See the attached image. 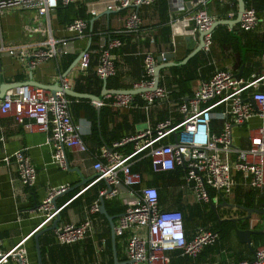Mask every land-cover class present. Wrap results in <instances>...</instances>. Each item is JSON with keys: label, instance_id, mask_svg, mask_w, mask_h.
Here are the masks:
<instances>
[{"label": "built area", "instance_id": "built-area-1", "mask_svg": "<svg viewBox=\"0 0 264 264\" xmlns=\"http://www.w3.org/2000/svg\"><path fill=\"white\" fill-rule=\"evenodd\" d=\"M74 1L76 0H0V13L11 8L33 9L37 15L46 17L49 10L57 5ZM151 1L111 0L105 7H128L120 31L130 32L140 24L135 7ZM209 1L193 0L192 13L184 17L186 21L192 22V32L205 31L201 50L206 57L205 64L212 65L208 78L201 79L197 76L190 94L180 102L170 99L166 88L161 84L153 89L139 91L142 103L138 105L133 101L134 93L108 92L103 95L98 105L105 103L112 109L139 106L144 109L145 114L154 103L167 104V116L133 134L111 141L109 146H99L91 163L94 177L79 192L97 182H101L102 187L98 190L97 198L86 206L85 216L81 221L58 223L53 230V242L56 245L70 246L91 236L92 216L98 213L99 196L103 199L114 198L123 206L112 230L114 236L122 238L124 257L125 260H130L129 264H170L172 253L193 260L204 247L214 244L217 239L216 231L207 226L195 225L187 233L182 212L178 209H163L158 202L157 188L141 185V174L130 169L131 161L137 155L147 156L150 168L155 172L172 171L177 166L181 167L183 173L179 176L178 190H189L197 202H208L207 189H214L222 199H229L236 187L257 192L254 201L259 196L264 198V68L247 77H235L231 70L220 68L211 61L208 53L212 37L211 30L207 29L215 18L208 11ZM89 11L94 13L93 9ZM234 13L230 9L227 16H234ZM256 20L254 7L244 6L236 25L242 31L250 30ZM89 24L90 21L86 18L77 16L65 24L64 29L68 32L66 37L53 38L48 35L40 41L16 44H3L0 41V56H13L33 66L41 59L74 53V40L84 38ZM121 44L118 36L97 33L92 46L81 49L82 52L72 67L74 73L85 74L87 69H91L98 79L113 75L114 49ZM140 59V76L131 88L149 87L152 84L154 54L145 49ZM260 60L264 65V45ZM58 78L61 86L70 87L71 82L65 75ZM70 103L71 99L62 91L52 93L49 89L32 84L18 85L7 89L0 98V113H11L13 119L27 130L44 131L46 142L50 144L52 162L63 169L66 150H86L81 137L83 130L72 117ZM251 117H255V122H249ZM234 129L244 131L245 134L235 137ZM4 140L5 135L0 131V144ZM127 141H134L133 148L130 152L123 153L118 147ZM0 163L14 167L15 179L21 186H33L36 170L25 148L2 155ZM66 188L67 186L50 188L40 201L36 208L42 215L39 226L50 223L54 218L60 208L54 210L50 200L54 194ZM260 210L263 211L264 235V206ZM255 221L254 218H248V228L251 229ZM25 239L26 237L20 239L6 251H0V264H6L9 260L16 264H31L26 258ZM69 264H101V261L95 258ZM225 264H264V240L254 248L250 260L229 261Z\"/></svg>", "mask_w": 264, "mask_h": 264}, {"label": "crops", "instance_id": "crops-1", "mask_svg": "<svg viewBox=\"0 0 264 264\" xmlns=\"http://www.w3.org/2000/svg\"><path fill=\"white\" fill-rule=\"evenodd\" d=\"M110 2L111 0H76L68 3L66 9L55 7L49 10L46 17L37 15L33 9L11 8L4 10L0 13V41L3 44H16L40 41L47 38L48 35L53 38L66 37L68 32L64 29V26L67 23V19L71 16L83 17L90 21L88 30L92 27L96 35L97 33L108 35L109 32L120 31L124 16L129 9L128 7L108 9L105 6ZM166 2L167 18L164 22L159 21L158 3L156 0L147 4L142 3L135 7L140 17V24L134 31L120 32L122 44L119 48L114 49L115 73L107 77L109 88H131L132 84L140 76V57L145 49L150 50L154 54V59L158 53L164 51H172L173 59H179L197 43V31L192 32L190 29L192 22L186 21L184 18L192 13L194 9L193 0H166ZM232 5L233 2L210 0L208 2V11L213 13L215 19L233 18L234 16H227V11L233 9ZM90 9L94 10L93 14L90 13ZM63 10L66 12L65 14ZM165 24L169 27L167 34L161 29ZM225 26L227 29L231 27ZM235 28L237 27L235 26ZM238 35L241 45L240 63L237 62V53L231 50L227 44L219 47L213 40L212 44L214 43L215 46L211 44L208 53L209 58L216 66L229 69L233 73L239 70L243 58L240 76L245 71L248 74L261 72L264 65L260 60V53L259 55H253L248 47L256 39L258 40L256 44L259 47L261 45L260 39L264 40V9L257 15L255 25L250 30H240ZM88 38L85 32L84 38L74 40L76 53L85 46ZM205 58L203 56V64L197 69V76L201 79H207L212 68V65L205 64L207 63ZM169 67L160 69L157 84L163 85L167 90L168 97L176 100L170 94V91L175 89L176 85L174 82L175 76L172 75ZM201 67L202 70L199 71ZM61 73L59 56L41 59L33 66H30L27 61H19L18 58L13 56H0V84L2 82L23 80L51 84L59 80L58 77ZM82 75L96 77L91 69H87L85 74L77 75L71 68L65 74L71 82L70 88L74 89L76 84L82 83L80 81ZM99 81L101 87L102 79H99ZM196 81L197 78H194L189 82V89ZM97 84H95L94 88H89L95 89ZM133 101L137 105L142 103L138 92L134 93ZM102 105L106 106L108 111L106 120H104L105 125H107L104 134L107 141L119 139L133 134L147 125H153L155 120L167 116L168 107L167 104L154 103L145 114L144 109L139 106L112 109L105 103ZM133 116L135 119H133ZM72 117L83 130L81 137L85 143L86 150L84 152L66 150V161L70 168H77L82 177L88 178L93 176L91 163L99 146L89 135V122L81 114ZM175 118H178L176 114ZM252 120H256L255 117H251L249 122L251 123ZM0 131L5 135L4 143L0 144V157L4 154H10L16 149L25 148V152L36 170L33 186L25 188L15 179L16 171L14 167L12 165L3 166L0 163V251L8 250L13 244L26 237L24 246L27 261L31 264H37L32 233L37 228H43L50 223L39 226L42 221V215L36 208L50 188L71 186L78 181V176L74 171L59 168L52 162L50 144L46 142V133L44 131L23 128L22 125L13 119L11 113H0ZM98 135L100 134L98 133ZM133 144L134 141H132L128 151L123 147L119 150L123 153L130 152ZM100 146H102V143H100ZM140 174L141 185H153L157 190L161 188V183L156 178L157 172L150 169L148 172ZM179 178V176L175 178L178 182L173 180L177 183V187L180 184ZM172 186L174 185L170 183L165 185L167 191H170V196L167 195L165 199L160 197V191H158V202L163 209H182V213L186 214V207L198 204L205 212L206 209L201 204H208V202L202 203L195 200L190 202L188 197H193V195L189 190H177L176 192L171 188ZM99 188H101L100 183L97 182L81 192H79L80 188L78 187L56 197L54 204L55 207L60 208L58 210L59 223H77L81 221L85 216V209L88 203L98 196ZM237 188L239 187L234 189L230 197L232 200L234 199L233 202L229 201L230 198L226 202L236 204L234 201L238 200V197H236ZM216 197L212 198V202L220 203L221 199L218 202ZM224 207L226 206H218L216 208L221 209ZM59 212L61 213L60 215ZM252 214H250L249 218H254L256 221L253 223L251 230L263 232L262 215H256H260L261 220H259L260 217L252 216ZM235 217L238 216H233L232 218ZM195 225L199 224L195 221L189 224L185 223L184 229L189 233ZM244 228H248L247 221ZM251 235L249 246L238 242L235 235L217 238L213 245L204 247L193 260L185 256H179L176 253L170 254V264H225L229 261L250 260L254 250L251 249ZM49 240L52 242L50 244L48 242L45 245L46 241ZM37 241L39 250L40 244L44 246V253L41 254L40 251L41 264H69L72 262L90 261L95 258L100 259L101 264H106L108 259L106 244L107 242L110 244V229L107 221L104 222L101 217L94 214L92 216V234L89 238L70 246H59L53 242V231L50 230L40 234ZM122 241V238H117L116 240L119 253L121 257H124ZM6 264L16 263L9 260Z\"/></svg>", "mask_w": 264, "mask_h": 264}, {"label": "trees", "instance_id": "trees-1", "mask_svg": "<svg viewBox=\"0 0 264 264\" xmlns=\"http://www.w3.org/2000/svg\"><path fill=\"white\" fill-rule=\"evenodd\" d=\"M153 1V0H152ZM158 3V17H159V21L160 22H164L166 20V16H167V2L166 0H156ZM244 1V6H252L254 7L256 14L258 15L261 10L264 9V0H243ZM235 3L236 0H233V5L232 8H235ZM67 5V4H66ZM66 5L64 6L63 4H59L56 6V8H65L66 9ZM63 13L65 14L66 12L63 10ZM74 17L71 16L70 18L67 19V22H69L71 19H73ZM235 26L237 27L236 23L233 24L229 29H227V27L223 24H218L216 25L213 30L211 31V37L212 40L220 47L224 44H227L229 46V48L231 50H233L234 52L237 53V62L240 63V42H239V32L240 29L235 28ZM162 31L165 32L166 34L169 31V27L167 24L163 25L161 27ZM121 31L117 30L116 32H109L108 35L109 36H118L119 38H121ZM86 34L88 35V37L90 38V43L88 47L92 46V43L96 37L95 32L93 31V28L91 27L88 30V26L86 28ZM258 38V37H257ZM258 40L256 39L251 45H249L250 47H248L249 50H251V53L253 55H259V53L262 51L263 49V45H264V40L260 39L259 42H261V45L256 44ZM247 47V46H246ZM76 52L74 53H66V54H61L59 56V60H60V68L61 71H63L67 65L70 63V61L72 60V58L75 56ZM203 56H205L201 50H199L198 52H196L193 56H191L185 63L178 65V66H170L169 70L172 73V75L175 76L174 78V82L176 85L175 89H172L170 91V94L172 96V98L176 99L177 101H182L184 97L189 95L190 89H189V82L197 77V69L198 67H200L203 63ZM206 61V58H205ZM93 63V61H92ZM202 70L199 69V71ZM249 74L247 73V71L242 73L243 77H247ZM107 79L106 78V86L108 87V83H107ZM80 81H82L81 84H76L74 86L75 90L78 91H86V92H90V93H94L97 94L99 92L100 89V81L98 78L96 77H91L89 75L87 76H81ZM97 84L95 89H90V88H94L95 84ZM92 86V87H91ZM90 87V88H89ZM68 97L71 99V103H70V110H71V114L72 116H75L77 114H81L82 117H84L88 122H89V135L97 142L98 146H100V143L105 144V146H109L111 141H107L105 138V128L107 127V125H105V121L106 120V114L108 113L106 106L104 105H99V112H98V124L97 122V115H96V109L94 104H92L89 99L86 98H74L72 96ZM137 111L139 112V110L137 109ZM133 119L134 116H133ZM98 133L100 135H98ZM132 144V141H127L125 143L122 144V146L118 147V149H122L126 148V151L130 150V146ZM124 153H128V152H124ZM130 169L132 171H137L139 173H143V172H148L151 168H150V162H149V158L147 156H141V155H137L136 157L133 158V160L131 161V166ZM183 173V169L179 166H177L174 170L172 171H159L156 174V178L157 180L161 183V188H164L165 185H167L169 183L170 180H175V178L177 176H180ZM175 181L178 182V180L176 179ZM100 183V187H102V183ZM153 186V185H152ZM239 189V188H237ZM159 191V190H158ZM208 191V196L211 200H213L212 198L214 196H217V200L218 202L221 199L220 194L214 190V189H207ZM257 192H255L254 190H251L249 188L243 189L240 196H238V200L236 199L234 201V203L241 205L243 207H254L257 209H261V207L264 206V198L262 196H259L258 198H256V200L254 201V196ZM237 196V195H236ZM97 198V197H96ZM223 200L227 201V199ZM231 200V202H233L232 198L229 199V201ZM259 203L261 204V207L259 205ZM103 204H104V209L105 212L112 216V215H117L120 214L123 210V206L121 205V203L114 199V198H110V199H103ZM258 204V205H257ZM201 206H204L205 212H203L202 208L199 207L198 204H193L190 205L188 207H186V214H183V221L184 224L187 223V221H195L197 222V224L201 225V226H207L209 227L211 230L216 231L217 233V238H224V237H228V236H234V231H233V227L232 224L227 221H221L218 222L217 219H221V218H229V217H233V216H243L245 214L244 210L240 209V208H216L215 212L210 208L209 204H201ZM181 212L182 209H179ZM61 213L59 212V215ZM95 215L99 216L102 218V220L104 222H106V220L99 215L98 213H96ZM238 228H244L246 226V222L244 225H242V223L239 221L236 223ZM41 242V238L39 239ZM117 237H114V244H115V251H116V256H117V260H124L125 258L119 253L118 247H117ZM251 240H252V246L251 249L253 250L256 246L260 245L263 243V234H252L251 235ZM50 244V242H52L51 240L46 241V244ZM61 246H65V245H61ZM46 247V246H45ZM66 247V246H65ZM49 249V248H48ZM106 249L108 251V259L106 261V264H113L112 262V258L110 255V244L109 242H107L106 244ZM40 251L41 254L44 253V246L43 244H40Z\"/></svg>", "mask_w": 264, "mask_h": 264}, {"label": "water", "instance_id": "water-1", "mask_svg": "<svg viewBox=\"0 0 264 264\" xmlns=\"http://www.w3.org/2000/svg\"><path fill=\"white\" fill-rule=\"evenodd\" d=\"M244 7V1L243 0H236V10H235V15L233 18H218V19H215L211 22L209 28L207 30H212V28L217 25V24H225L227 26H231L232 24L234 23H237L238 20H239V17H240V13L242 11ZM205 31H202V30H198L197 31V43L187 52L185 53L181 58L179 59H173V52L172 51H164V52H160L158 53L156 56H155V65H154V68H153V73H152V84L149 86V87H138V88H109V87H106V80L103 78L102 79V82H101V87H100V90L97 94H94V93H90V92H84V91H78V90H74L70 87H63L60 85L59 81L56 80L54 81L53 83L49 84V83H41L39 81H15V82H2L0 84V98L3 97V95L5 94V91L11 87H15V86H18V85H27V84H32V85H36V86H39V87H43V88H46V89H49L50 92H54V91H62L63 93L69 95V96H72L74 98H86V99H89V100H92L94 103V106H95V109H96V115H97V122L98 123V112H99V105L98 103L102 100L103 98V95L105 93H108V92H111V93H136V92H139V91H143V90H149V89H153L157 83H158V76H159V71L161 68L163 67H169V66H178V65H181L183 63H185L191 56H193L197 51H199V49L201 48L202 46V35ZM87 43L84 47L87 48L88 46V43H89V40L90 38L87 39ZM82 50L78 51L75 56L72 58V60L70 61V63L67 65V67L62 71L61 75H65L74 65L75 63L77 62L80 54H81ZM243 64V58H242V62L239 66V70L237 72L234 73V76L235 77H238L240 75V70L242 69V65ZM30 77V76H29ZM32 80V79H30ZM182 167H184L182 165ZM65 169L69 170V171H74L77 176H78V181L71 185V186H67L66 189H64L63 191L57 193V194H54L50 200V203L53 207L54 210L57 209V207H55V204H54V200L56 197L72 190V189H76V188H80L83 189V187L90 181L93 179L94 175L91 176V177H88V178H84L81 176V174L79 173L78 169L77 168H70L67 161L65 160ZM108 191V189H107ZM98 201H99V204H98V209H97V212L98 214L102 215L107 223H108V226H109V229H110V248H111V258H112V262L113 264H129L130 263V260H117V256H116V251H115V244H114V233H113V220L119 215H108L106 212H105V209H104V204H103V197L102 196H99L98 197ZM208 204L210 206V208L215 212L216 210V207L218 206H226V207H230V208H240L242 210H244L245 214L243 216H240V217H235V218H232V217H229V218H223V219H217L218 222H221V221H224V220H227L229 221L231 224H232V227H233V231H234V235L235 237L237 238L238 242L242 243V244H245L247 246L250 245V235L253 234V233H263L261 231H253L251 230L250 228H238L236 223L237 222H241L242 225L245 224V222L248 220V218L250 217V214L254 213V214H262L263 211L262 210H259L257 208H254V207H250V208H247V207H243L241 205H238V204H233V203H229V202H226L224 201L222 198H221V202L220 203H214L212 202V200L210 198H208ZM59 223V216H58V212H56L54 218L50 221V224L43 227V228H40L37 230H35L33 233H32V238H33V244H34V250H35V257H36V262L37 264H41V261H40V250H39V246H38V241H37V238L40 234H42L43 232H46V231H50V230H54L56 228V226L58 225Z\"/></svg>", "mask_w": 264, "mask_h": 264}, {"label": "rangeland", "instance_id": "rangeland-1", "mask_svg": "<svg viewBox=\"0 0 264 264\" xmlns=\"http://www.w3.org/2000/svg\"><path fill=\"white\" fill-rule=\"evenodd\" d=\"M233 10H234V12H235V10H236V6H235V8H234ZM234 14H235V13H234ZM212 46H215V44L213 43ZM252 122H255V120H252L251 123H252ZM243 132H244V131H240V132H238V130L235 131V129H234L235 137L243 136V135L245 134V133H243ZM239 141H240V142L242 141V140H241V137H240ZM169 183H170L171 185H174V186H172L171 188L177 192V190H178L177 183L174 182L173 180H170ZM168 188H169V187H168ZM169 190H170V189H169ZM159 191H160V197L163 198V199H165L167 195L170 196V191H167V187L160 188ZM241 192H242V189H241V188L237 189V190H236V195H237L236 197L240 196ZM188 200H190V202H191V201L193 202V200H195V199H194V197L189 196V197H188ZM257 205H258V204H257ZM259 205H260V207H261V204H260V203H259ZM256 215H257V214H256ZM256 215H253V214H252V216H256ZM256 217L259 218L260 215H259V216H256ZM259 220H261V217L259 218ZM190 222H193V221L191 220ZM190 222L187 221V224H189ZM196 223H197V222H196Z\"/></svg>", "mask_w": 264, "mask_h": 264}]
</instances>
